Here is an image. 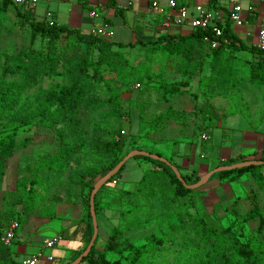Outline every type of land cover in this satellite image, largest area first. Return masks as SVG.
Here are the masks:
<instances>
[{
	"label": "trees",
	"instance_id": "obj_1",
	"mask_svg": "<svg viewBox=\"0 0 264 264\" xmlns=\"http://www.w3.org/2000/svg\"><path fill=\"white\" fill-rule=\"evenodd\" d=\"M208 6L209 9H217L215 0H209ZM8 10H12L23 24L28 25L31 43L40 37L41 46L39 50L27 49L15 55L4 54L0 62V180L4 175L7 159L11 158L17 149L31 144V138L16 142L17 132L27 127L51 129L59 139V150L41 167L58 173L71 168V165L74 166L68 180L79 187V192L73 195L74 198L70 195L68 200L78 201L86 212L84 220L60 230L55 247L61 248L66 254L64 257L60 253L58 256L53 255L50 264H56L62 258L65 259L64 264H70L87 247L92 235L90 193L95 183L106 175L104 171H111L122 160L124 156L121 154L129 139L120 129L102 130L88 142L79 119L80 111L88 112L107 107L108 118L115 119L120 124L126 120L127 116L121 105L122 92L108 82L104 71L137 82L139 88L136 90L150 87L155 81L156 75L149 73L144 64L140 67L130 65L126 50L144 48L148 58L153 54H160L162 57L173 59L176 64L175 72L184 77V80L166 83L156 77L157 90L161 92L159 100L162 102H171L173 96L184 95L189 78L197 73L202 74L200 86L214 88L225 98L230 96L231 90L238 84L259 91L264 98V60L258 57L256 49L239 43L228 22L222 28L220 45L210 49L204 41L206 36L211 37L210 28L191 29L185 35L165 34L147 42L137 40L121 44L92 36L85 40L75 29L53 21L34 19L29 12L21 11L11 0H0V15H4ZM71 38L74 41H71ZM240 51H247L253 57L249 60L238 58L236 54ZM56 76H63L66 83L50 89L38 88L28 94V91L39 86L43 79ZM98 95L104 96L105 99L96 101ZM203 107L206 110V104ZM206 112L211 113L208 108ZM186 118L187 113L170 110L147 122L144 135L154 137L162 132L166 120L181 121ZM262 122L264 115L259 117L257 123ZM87 151L89 153H86ZM148 153L153 154L150 151ZM133 158L142 161V175L134 190L122 192L120 196L150 199L160 194L164 197L167 208L180 209L177 213L178 228L189 232L191 244L186 245L185 253L175 264H264V212L257 202L256 193L252 194V207L247 217L242 220H257L258 226L254 234H237L233 224L215 229L194 210L192 195L200 187L195 190L185 188L163 163L143 156ZM166 160L179 171L186 185L195 183L190 182L191 174L182 175L178 165L171 159ZM254 160L264 162V152L262 157ZM102 161L109 162L108 166L104 167ZM243 161L246 160L240 159L238 162ZM235 163L236 160L230 159L226 164L216 167ZM124 165L103 186H112V181L121 173ZM263 171L264 165L222 171L213 174L207 182L217 178L231 183L248 177L264 195ZM35 183L36 180L21 183L22 193L18 199L20 212L12 209L0 214V230L13 221L18 223L19 228L33 213L39 202L33 188ZM98 192L99 190L94 198L95 215L102 210V205L96 199ZM3 220L7 222L5 225L2 224ZM123 235L121 230L114 228L101 250L97 248V236L89 254L79 264H155L153 257L165 250L166 241L161 236H150L143 244L133 245L125 241ZM108 254L115 259L109 260ZM19 255L11 246L0 243V264H19Z\"/></svg>",
	"mask_w": 264,
	"mask_h": 264
},
{
	"label": "rangeland",
	"instance_id": "obj_2",
	"mask_svg": "<svg viewBox=\"0 0 264 264\" xmlns=\"http://www.w3.org/2000/svg\"><path fill=\"white\" fill-rule=\"evenodd\" d=\"M245 2L243 0L241 3L244 5ZM224 5L227 7L228 1ZM70 40L74 41L73 38ZM40 44V37L31 43L28 25L23 24L12 10L0 15V62L4 54L15 55L27 49L39 50ZM82 48L85 49V46L82 45ZM125 54L132 67H140L144 64L149 73L156 75L155 81L150 87L136 90L137 82L104 71L108 82L122 92L121 105L127 117L120 124L117 120L108 118L107 107L88 112L80 111L79 119L88 142H91L102 130L120 129L123 134L129 136L121 154L124 157L133 150L141 149L160 154L161 158L171 159L172 162L180 164L181 159L171 156L173 151H177L180 158H187V161L200 171L203 164L208 162L203 159H208L207 148L210 147L208 145L212 130L218 129L226 119H230L228 123H231L236 115L243 116L251 125L257 123L259 117L264 115V98L259 91L238 84L231 90L230 96L225 98L214 88L200 86L202 74L199 73L189 78L184 95H175L171 98V102H162L159 100L161 92L157 90L156 77L166 83H178L184 80V77L175 72L176 64L173 63V59L162 57L160 54H153L149 59L144 48L129 49ZM64 83L66 80L63 76L43 79L40 85L29 90L28 94L38 88L50 89ZM104 99V96L98 95L95 100ZM207 108L210 114L206 112ZM170 110L185 112L187 118L181 121L166 120L162 132L154 137L145 136L147 122ZM210 116L213 118L211 119ZM202 134H205L208 140L201 141ZM225 135L224 133L223 138ZM25 138H31V144L17 149L5 164L4 175L0 180V214L12 209L20 212L18 199L22 193L21 183L36 180L33 188L39 197V202L33 213L16 230L14 241L17 238L21 242L31 241L33 247L28 248V250L32 248L31 252L42 249L44 254L51 252L52 255L58 256L60 253L64 257L66 252L61 248L56 246L53 250L46 251L42 243L45 238L58 236L61 229L86 218V212L81 204L74 199L68 200L70 195L74 198L73 195L79 192V187L68 180L74 166L71 165V168L58 173L42 169V164L55 156L59 150V139L53 130L44 127L22 128L17 132L16 142ZM257 144L264 145V138L258 137ZM233 160H237L236 157ZM102 163L104 167L109 164L107 161ZM141 166L142 161L130 158L121 173L112 181V186H103L99 189L96 199L102 205V210L96 215L99 238L97 248L99 250L103 248L114 228L121 230L124 234L123 239L133 245L143 244L150 236H161L166 241L165 250L154 256L153 261L155 264H175L185 253L186 245L191 244V239L188 238L189 232H183L178 228L177 213L180 209L167 208L164 197L160 194L150 199L120 196V193L136 188L142 175ZM104 172L108 173L106 170ZM180 172L182 175L191 174L190 182L195 183L203 176H194V170L189 172L187 169H180ZM253 193L257 194V202L264 212V195L256 189L253 181L248 177H242L231 183L212 178L193 193L192 200L194 210L211 227L222 229L233 224L237 234L242 233L247 236L254 234L258 226L257 220L242 221L252 207ZM6 223L5 220L2 221L3 225ZM20 247L19 244L11 245V249L15 252L20 251ZM107 258L115 259L110 254ZM64 262L65 259L62 258L56 264H64Z\"/></svg>",
	"mask_w": 264,
	"mask_h": 264
},
{
	"label": "crops",
	"instance_id": "obj_3",
	"mask_svg": "<svg viewBox=\"0 0 264 264\" xmlns=\"http://www.w3.org/2000/svg\"><path fill=\"white\" fill-rule=\"evenodd\" d=\"M168 1L38 0L35 7L28 14L37 20L53 21L58 25L75 29L85 40L89 38L91 29L100 27L104 23L110 32V37L107 38L108 40L127 44L137 40L147 42L157 36L165 34L185 35L190 32L191 29L187 25L181 28L174 26L166 27L164 25V16L151 11L153 2H156L160 7L166 9ZM174 1L180 6L189 8L191 11L194 6H202L206 9L209 7V0ZM226 1H228L227 7L224 5ZM242 1L215 0L217 9L214 10H218L223 15H226L235 5H240L242 9L241 16L245 19L246 23L242 27H235L230 24V28L240 44L256 49L257 29L259 24L264 21V0H245L244 5L241 3ZM248 7H252V12L247 10ZM91 11H97L100 18L98 20L90 18L89 13ZM236 56L244 60H249L253 57L247 51H240ZM233 118L231 123H228L230 119H226L222 125L218 126V129L210 132L211 141L208 145L210 147L207 148L209 150H207L208 159H203L204 161L208 160V162L203 164V168L200 171H197L196 167L187 161V158H180L178 152L173 151L171 156L181 159L180 164L174 162L179 166V170L187 169L189 172L194 170L193 175L199 176L213 170L218 165L226 164L230 159L233 160L234 157H236L237 163H239L238 161L240 159L250 161L262 157L264 145H258L257 140L260 136L264 138V122L253 123L251 125L241 115H236ZM227 123L229 126H227ZM233 132L237 133L233 134ZM224 133L226 134L225 138H223ZM46 239L48 238L44 240ZM14 242L15 244H19V246L21 245L20 251H17L20 255L24 256L33 253V251H30L32 248L28 250L32 246L31 241L21 242L17 238Z\"/></svg>",
	"mask_w": 264,
	"mask_h": 264
},
{
	"label": "built area",
	"instance_id": "obj_4",
	"mask_svg": "<svg viewBox=\"0 0 264 264\" xmlns=\"http://www.w3.org/2000/svg\"><path fill=\"white\" fill-rule=\"evenodd\" d=\"M21 11L29 12L35 7L38 0H11ZM247 10L252 12V7H248ZM151 11L155 14H162L164 16V25L166 27L174 26L181 28L187 25L190 29H211V37L206 36L204 41L208 44L210 49H215L220 45V39L222 37V28L228 22L235 27H242L246 21L241 16V6L235 5L226 15H223L220 11L204 8L202 6H194L192 11L184 6H178L174 0L167 2L166 9L160 7L156 2L151 5ZM90 18L98 20L100 18L97 11H91L89 13ZM90 36L100 39H107L110 37V32L107 26L102 23L100 27L91 29ZM256 50L258 57L264 60V21L261 22L257 29V42ZM139 85H135V89H138ZM123 134V132H121ZM201 141L208 140L205 134L200 136ZM18 229V223L13 221L9 223L4 229L0 230V243L5 246H11L14 243L16 237V230ZM58 242V237L55 236L51 239L43 241V249L51 251ZM53 261L52 253L44 254L42 249L21 256L18 258L19 264H50Z\"/></svg>",
	"mask_w": 264,
	"mask_h": 264
},
{
	"label": "water",
	"instance_id": "obj_5",
	"mask_svg": "<svg viewBox=\"0 0 264 264\" xmlns=\"http://www.w3.org/2000/svg\"><path fill=\"white\" fill-rule=\"evenodd\" d=\"M135 156L148 157V158H150L152 160H155V161H158L160 163L165 164L167 167H169L171 169V171L173 172L175 177L178 179V181H180L181 184L185 188L190 189V190H195V189L203 186L209 180V178L215 173H219V172H222V171H230V170H234V169L245 168V167H248V166L264 165L263 161L250 160V161H243V162L235 163V164L228 165V166L216 167L213 170L208 171L207 173H205L195 184L186 185L184 183V181L182 180V177H181L179 171L174 166H172L166 159L161 158L160 156L155 155V154H149L148 152H145V151H140V150L131 151L125 157H123L122 160L111 171H109L105 176L100 178L95 183V185L93 186V189H92V191L90 193V197H89V215H90L91 223H92L91 239H90L87 247L85 248V250L70 264H79L81 262V260L89 254L90 249L92 248V246H93V244H94V242L96 240V237H97V234H98V227H97L96 215H95V210H94L95 194L111 177H113L115 174L118 173V171L122 168V166L130 158H133Z\"/></svg>",
	"mask_w": 264,
	"mask_h": 264
}]
</instances>
